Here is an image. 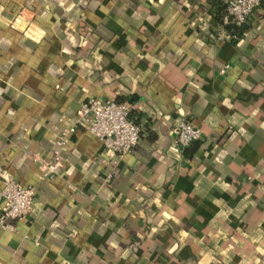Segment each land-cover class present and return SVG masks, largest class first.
<instances>
[{
    "label": "crops",
    "instance_id": "obj_1",
    "mask_svg": "<svg viewBox=\"0 0 264 264\" xmlns=\"http://www.w3.org/2000/svg\"><path fill=\"white\" fill-rule=\"evenodd\" d=\"M226 3L0 0V189H35L0 264H264V0L239 36ZM94 97L134 105L136 147L76 128L41 177ZM182 117L201 131L183 149Z\"/></svg>",
    "mask_w": 264,
    "mask_h": 264
},
{
    "label": "built area",
    "instance_id": "obj_2",
    "mask_svg": "<svg viewBox=\"0 0 264 264\" xmlns=\"http://www.w3.org/2000/svg\"><path fill=\"white\" fill-rule=\"evenodd\" d=\"M262 0H227L224 14L226 23L237 26L243 25L248 17L256 10ZM76 128L89 131L98 137L106 152H112L123 157L136 147L142 125L134 114V105L128 101L89 98L81 103L74 125L62 129L57 136L51 150V162L41 177L52 178L63 160V152L70 134ZM201 131L195 127L190 119L180 118L177 123L175 143L185 148L192 142L199 140ZM35 189L23 186L18 181L9 178L4 180L0 189V224L3 226L15 220L27 218L31 211ZM132 252L139 248L138 241H133L128 247Z\"/></svg>",
    "mask_w": 264,
    "mask_h": 264
},
{
    "label": "trees",
    "instance_id": "obj_3",
    "mask_svg": "<svg viewBox=\"0 0 264 264\" xmlns=\"http://www.w3.org/2000/svg\"><path fill=\"white\" fill-rule=\"evenodd\" d=\"M226 7V6H225ZM224 11V13L223 14H225V9L223 10ZM223 14H221V16L219 17V20L222 18V15ZM225 28H226V30L231 34V35H233V36H239L241 33H242V31H243V29H244V26L243 25H240V26H237V25H235V24H233V23H229V24H227L226 26H225ZM195 142V141H194ZM193 143V142H192Z\"/></svg>",
    "mask_w": 264,
    "mask_h": 264
}]
</instances>
